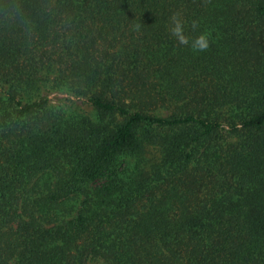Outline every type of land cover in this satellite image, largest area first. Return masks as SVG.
<instances>
[{"label": "trees", "instance_id": "obj_1", "mask_svg": "<svg viewBox=\"0 0 264 264\" xmlns=\"http://www.w3.org/2000/svg\"><path fill=\"white\" fill-rule=\"evenodd\" d=\"M0 264H264V0H0Z\"/></svg>", "mask_w": 264, "mask_h": 264}, {"label": "rangeland", "instance_id": "obj_2", "mask_svg": "<svg viewBox=\"0 0 264 264\" xmlns=\"http://www.w3.org/2000/svg\"><path fill=\"white\" fill-rule=\"evenodd\" d=\"M40 93L46 95L49 99V105L54 109H61L66 115H82L94 119L93 108L87 103L85 95H76L64 86L52 85L47 82L41 86ZM155 113H166L165 108H160ZM156 153L152 147H149L145 153L146 159H152Z\"/></svg>", "mask_w": 264, "mask_h": 264}, {"label": "clouds", "instance_id": "obj_3", "mask_svg": "<svg viewBox=\"0 0 264 264\" xmlns=\"http://www.w3.org/2000/svg\"><path fill=\"white\" fill-rule=\"evenodd\" d=\"M170 33L180 45H189L190 40L187 35H185L184 21L180 18L178 13H174L170 18ZM198 24L196 21H192V28L196 29ZM209 36L207 33H202L191 41V48L194 51H206L209 48Z\"/></svg>", "mask_w": 264, "mask_h": 264}]
</instances>
